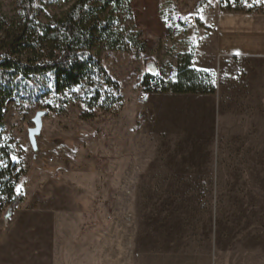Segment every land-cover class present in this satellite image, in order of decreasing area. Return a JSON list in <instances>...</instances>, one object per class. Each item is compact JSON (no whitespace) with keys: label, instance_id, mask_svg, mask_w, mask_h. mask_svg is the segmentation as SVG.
Instances as JSON below:
<instances>
[{"label":"rangeland","instance_id":"obj_1","mask_svg":"<svg viewBox=\"0 0 264 264\" xmlns=\"http://www.w3.org/2000/svg\"><path fill=\"white\" fill-rule=\"evenodd\" d=\"M74 1L43 0L38 18ZM241 6L128 0L118 23L139 31L143 51L94 48L117 88L101 76L93 104L80 85L54 92L46 75L33 101L6 100L0 145L23 198L10 217L0 201V264H264V0ZM0 11L1 38L15 0ZM187 54L213 93L143 89Z\"/></svg>","mask_w":264,"mask_h":264},{"label":"trees","instance_id":"obj_2","mask_svg":"<svg viewBox=\"0 0 264 264\" xmlns=\"http://www.w3.org/2000/svg\"><path fill=\"white\" fill-rule=\"evenodd\" d=\"M43 0H15L17 24L0 38L5 49L0 58V126L8 98L20 94L33 101L39 94L40 78L48 75L51 90L61 92L75 85L76 95L90 94L92 103L102 97L96 81L118 87L100 62L94 48L101 43L108 51L123 50L140 54L145 43L139 31L118 23L117 13L129 14L128 0H75L62 16L49 21L38 18L37 6ZM228 10H241L242 0H220ZM232 3L235 5L232 7ZM6 24L0 11V27ZM11 27V28H10ZM147 92L205 94L215 87L211 75L191 66L187 54L168 79L147 74L141 82ZM22 175L9 147L0 145V201L10 217L23 195L17 189Z\"/></svg>","mask_w":264,"mask_h":264},{"label":"water","instance_id":"obj_3","mask_svg":"<svg viewBox=\"0 0 264 264\" xmlns=\"http://www.w3.org/2000/svg\"><path fill=\"white\" fill-rule=\"evenodd\" d=\"M42 126V118L39 113H37L33 118V126L28 129V137L31 144L34 146L36 141V136L39 134Z\"/></svg>","mask_w":264,"mask_h":264}]
</instances>
